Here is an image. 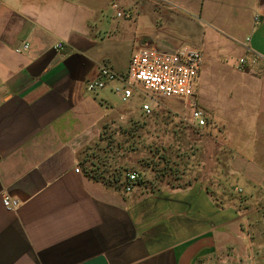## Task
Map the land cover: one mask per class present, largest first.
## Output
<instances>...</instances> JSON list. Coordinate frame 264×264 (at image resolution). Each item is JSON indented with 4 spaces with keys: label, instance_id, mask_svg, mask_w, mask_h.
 I'll use <instances>...</instances> for the list:
<instances>
[{
    "label": "crops",
    "instance_id": "crops-1",
    "mask_svg": "<svg viewBox=\"0 0 264 264\" xmlns=\"http://www.w3.org/2000/svg\"><path fill=\"white\" fill-rule=\"evenodd\" d=\"M183 49L203 54L200 175L191 163L182 188L149 193L90 182L83 151L141 105L86 83ZM0 264H264V0H0Z\"/></svg>",
    "mask_w": 264,
    "mask_h": 264
},
{
    "label": "rangeland",
    "instance_id": "rangeland-1",
    "mask_svg": "<svg viewBox=\"0 0 264 264\" xmlns=\"http://www.w3.org/2000/svg\"><path fill=\"white\" fill-rule=\"evenodd\" d=\"M135 97L120 107L139 109L143 99ZM140 111L138 122L133 120L127 127L106 126L98 142L83 151L79 166L85 178L121 193L126 174L136 172L139 178L133 188L141 186L149 193L175 185L182 188L191 179L185 174L191 163L199 176L197 163L206 157L203 144L207 135L183 122L179 118L183 114L166 108L161 100L156 101L151 116L145 117ZM236 186L223 187L227 199L235 197Z\"/></svg>",
    "mask_w": 264,
    "mask_h": 264
},
{
    "label": "built area",
    "instance_id": "built-area-1",
    "mask_svg": "<svg viewBox=\"0 0 264 264\" xmlns=\"http://www.w3.org/2000/svg\"><path fill=\"white\" fill-rule=\"evenodd\" d=\"M117 16L130 18V14L126 12H119ZM254 20L257 22L258 17ZM28 47V44H23L15 51L19 53L21 49L26 50ZM63 47L61 42L54 45L56 51L62 50ZM260 58L262 57L257 55L251 63ZM202 63L203 54L195 49H183L170 54L141 52L131 59L127 70L122 73L107 65H100L97 78L89 80L85 88L90 93H96L110 84H115L113 91L120 96L121 102L129 103L135 95L143 99L140 109L145 117L151 116L153 106L158 100L180 101L189 113H184L179 118L200 130L208 122L206 112L198 106L196 97V82ZM247 64L245 58L239 59L238 69L243 71ZM74 171L79 173L80 169L76 168ZM138 178L135 172L127 173L125 191H131ZM3 205L8 210H14L18 206V200L6 197L3 199Z\"/></svg>",
    "mask_w": 264,
    "mask_h": 264
},
{
    "label": "trees",
    "instance_id": "trees-1",
    "mask_svg": "<svg viewBox=\"0 0 264 264\" xmlns=\"http://www.w3.org/2000/svg\"><path fill=\"white\" fill-rule=\"evenodd\" d=\"M125 181V180H124ZM125 184H126V181H125Z\"/></svg>",
    "mask_w": 264,
    "mask_h": 264
}]
</instances>
